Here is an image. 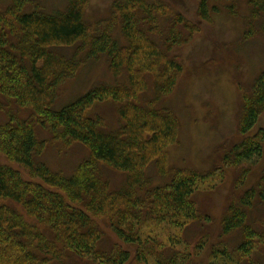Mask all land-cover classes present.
Returning <instances> with one entry per match:
<instances>
[{
    "label": "trees",
    "instance_id": "obj_1",
    "mask_svg": "<svg viewBox=\"0 0 264 264\" xmlns=\"http://www.w3.org/2000/svg\"><path fill=\"white\" fill-rule=\"evenodd\" d=\"M88 1L67 0L63 9L44 12L31 8L32 0H11L0 10V153L27 174L0 165V264L63 262L69 253L94 264H125L129 251L98 246L103 235L98 218L106 219L121 241L136 245L139 263L151 258L153 264H190L198 252L166 256L164 250L181 245L180 229L202 219L192 196L203 186L213 187V172L169 166L168 146L177 140L179 123L170 108L157 104L172 92L183 69L170 52L192 38L199 22L162 1L115 0L107 22L91 30L84 20ZM196 1L200 21H210L224 2L234 10L231 0ZM247 3L250 20L260 21L264 34V0ZM116 29L125 42L114 37ZM101 57L112 76L125 77L114 84L99 82L54 109L59 86L84 59ZM147 75L153 80L150 93ZM109 101L117 106L114 128H107L103 116L87 114L95 103ZM263 110L264 69L241 95L237 128L244 137L223 154L222 165L262 156L264 127L246 134ZM39 129L65 145H83L88 157L69 175L50 169L38 159L47 144ZM152 163L156 175L169 181L157 183L147 174ZM106 169L126 174L121 186H112ZM256 194L254 186L248 188L221 217L222 235L241 233L231 251L237 263L251 261L264 243V230L246 223ZM258 194L264 199L263 190ZM163 231H169L165 242L158 240ZM215 254L223 263H236L226 248Z\"/></svg>",
    "mask_w": 264,
    "mask_h": 264
},
{
    "label": "rangeland",
    "instance_id": "obj_2",
    "mask_svg": "<svg viewBox=\"0 0 264 264\" xmlns=\"http://www.w3.org/2000/svg\"><path fill=\"white\" fill-rule=\"evenodd\" d=\"M32 1L34 6L31 5V8L37 6L44 12L63 9L67 2V0ZM113 1L115 0L88 1L84 20L91 30L98 24L103 26L107 22ZM148 1H162L184 14L189 20L199 22V30L192 38L170 52V55L181 63L183 69L172 92L163 97L157 107L170 108L178 118L177 140L168 146L167 151L169 166L199 173L213 172L211 177L213 187L203 186L192 196L202 219L190 223L183 230L180 229L178 236L182 244L176 245V249L166 248L164 255L168 256L178 250L192 255L198 252V255L191 258L190 264H230L214 258L215 252L219 253L220 249L226 248L230 256L231 251L241 242V233L236 230L231 234L222 235L221 217L231 201H237L245 190L253 186L257 194L252 206L247 209L246 223L258 231L264 230L262 226L264 199L258 194L260 190L264 191V148L260 158H253L237 166H224L221 162L223 154L231 145L244 137L237 128L241 95L249 90L255 77L264 69V34L260 31L261 22L250 20L247 0H231L234 4L233 13L228 11V4L224 2L220 12L211 14L210 21L198 19L196 0ZM10 3L11 0H0V10L5 9ZM251 29L254 31L250 33ZM113 35L123 42L126 41L117 29ZM124 77L125 74L114 77L109 73L105 57L96 60L84 59L76 74L59 86L53 107L60 109L99 82L114 84ZM147 81L149 84L147 92H153L151 76L147 75ZM91 111L105 118L107 128L118 125L117 106L111 101L95 103L87 114L89 115ZM262 127L264 110L246 136ZM38 136L40 139H47L46 147L38 159L54 171L69 175L89 155L88 150L79 143L65 145L61 141L52 140L48 132L40 129ZM0 165L19 170L27 177L23 168L9 161L1 153ZM113 172L104 170L112 186L118 188L126 174ZM148 172L157 183L170 179L157 176L153 163L148 166L147 174ZM8 204L19 209L14 202L8 201ZM97 222L103 234L98 244L100 248L104 250H109L113 246L122 248L130 254L125 264H143L136 259L135 244L121 241L106 219L98 218ZM170 234H175L173 229H170ZM168 235L169 231L159 236L158 240L165 242ZM198 244L202 246L201 249L197 248ZM231 257L235 264H252L251 262L264 264V243L253 252L251 261L244 258L237 263L235 256ZM148 260L149 264H153L151 258ZM50 264L94 263L87 258L79 259L69 253L63 262L52 261Z\"/></svg>",
    "mask_w": 264,
    "mask_h": 264
}]
</instances>
